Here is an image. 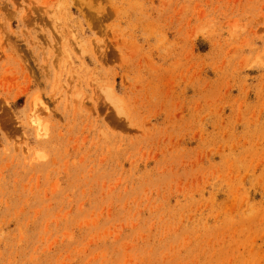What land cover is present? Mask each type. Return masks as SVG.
Listing matches in <instances>:
<instances>
[{
  "label": "rangeland",
  "instance_id": "374dc122",
  "mask_svg": "<svg viewBox=\"0 0 264 264\" xmlns=\"http://www.w3.org/2000/svg\"><path fill=\"white\" fill-rule=\"evenodd\" d=\"M0 264H264V0H0Z\"/></svg>",
  "mask_w": 264,
  "mask_h": 264
},
{
  "label": "bare ground",
  "instance_id": "6f19581e",
  "mask_svg": "<svg viewBox=\"0 0 264 264\" xmlns=\"http://www.w3.org/2000/svg\"><path fill=\"white\" fill-rule=\"evenodd\" d=\"M39 126H40V124L39 123H37V127L39 128Z\"/></svg>",
  "mask_w": 264,
  "mask_h": 264
}]
</instances>
